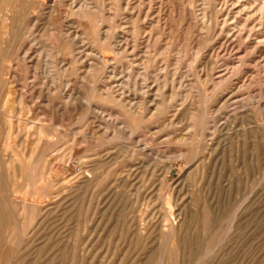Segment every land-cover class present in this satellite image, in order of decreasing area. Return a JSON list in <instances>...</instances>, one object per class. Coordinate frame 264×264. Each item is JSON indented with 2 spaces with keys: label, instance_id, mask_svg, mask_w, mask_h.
Returning <instances> with one entry per match:
<instances>
[{
  "label": "rangeland",
  "instance_id": "1",
  "mask_svg": "<svg viewBox=\"0 0 264 264\" xmlns=\"http://www.w3.org/2000/svg\"><path fill=\"white\" fill-rule=\"evenodd\" d=\"M141 1L114 0L116 16L103 8L89 27L74 0H0V264H264V0ZM76 26L90 55L71 63ZM101 29L124 33L127 52ZM94 50L113 65L186 71L165 90L148 81L158 100L173 93L178 114L123 138L114 96L141 90L123 76L111 80L118 91L84 78ZM190 127L196 134L179 140ZM23 199L36 211L18 215ZM164 227L180 230L177 245L164 247Z\"/></svg>",
  "mask_w": 264,
  "mask_h": 264
},
{
  "label": "bare ground",
  "instance_id": "2",
  "mask_svg": "<svg viewBox=\"0 0 264 264\" xmlns=\"http://www.w3.org/2000/svg\"><path fill=\"white\" fill-rule=\"evenodd\" d=\"M113 1L114 0H109V2L106 4L105 3V0H74V4H75V7L73 8L74 12L75 13H79L80 15H82L85 20H87V25L89 26V24L91 23H94V22H99V21H102L101 19H98V15L97 13H99L103 8H107V10L111 13V17L110 18H114L116 16V10L114 8V4H113ZM121 0H119V3H120ZM141 1V0H140ZM150 1V0H149ZM148 1V2H149ZM161 2V0H159ZM206 1V0H205ZM142 2V1H141ZM164 2V1H163ZM187 2L191 3L192 4V1L188 0ZM135 3V2H134ZM169 3V2H168ZM171 3V2H170ZM169 3V4H170ZM179 3V2H177ZM176 3V4H177ZM198 3V2H197ZM214 3V2H213ZM145 4V3H144ZM143 4V5H144ZM160 4V3H159ZM162 5L165 4V3H161ZM155 5V4H154ZM182 5V4H181ZM151 6V5H150ZM164 6V5H163ZM166 6V5H165ZM202 6V4H201ZM204 6V5H203ZM179 8H181L180 6H178ZM184 7V6H183ZM166 8V7H165ZM161 8L159 7L158 10H160ZM206 9V8H204ZM180 10V9H179ZM183 10V9H182ZM202 10V8H201ZM207 10V9H206ZM199 11V10H198ZM253 11V10H252ZM156 12H157V9H156ZM155 13V12H154ZM162 13H165L164 10ZM204 13V12H203ZM201 12V14H203ZM137 14V13H136ZM157 14V13H156ZM155 14V15H156ZM206 14V13H204ZM129 15V14H128ZM261 15V13H260ZM159 16V15H158ZM166 16V15H165ZM205 16V15H204ZM243 16V15H242ZM163 17V15H162ZM158 18V17H157ZM160 18V17H159ZM164 18V17H163ZM162 18V19H163ZM205 18V17H204ZM170 19V18H169ZM179 19V18H178ZM230 19V18H229ZM228 19V20H229ZM242 19V18H241ZM237 20V19H233V22H232V25L230 24V26L232 28H244L247 24L246 22L243 23L242 20ZM150 20V19H149ZM165 20V19H164ZM180 20V19H179ZM159 21V20H157ZM156 21V22H157ZM181 21V20H180ZM247 21V20H246ZM260 22V21H259ZM152 23V21H151ZM169 23V22H168ZM134 24V23H133ZM149 24V23H148ZM154 24V22L152 23ZM170 24V23H169ZM254 24V23H252ZM261 24V23H260ZM259 25V24H257ZM87 28L89 29V27H92V26H89ZM156 26V25H155ZM159 26V25H158ZM150 28L152 26H149ZM162 27V26H161ZM204 27V26H203ZM264 27V26H263ZM239 28V29H240ZM75 33H72V32H69V37L72 38L71 36H73V41L71 40V46H69L68 50H67V53L69 55H71L73 57V61H71V63L79 61V59L82 57V55L84 54L85 56H88L90 55L89 54V50L90 48H88L86 46V44H83V41L82 39L84 38V32H82L78 26L75 27ZM153 29V28H151ZM164 29V28H163ZM227 29V28H226ZM90 30V29H89ZM103 30L102 31V35L104 36V39L105 41H107V43L109 44V46H113L115 47V49H120V50H123L124 52H127V49L126 48H123V45L120 44V41H122L121 39L124 38V33H121L120 35H116V34H113L112 36H108L110 34V30L106 29H101ZM154 30H156L154 28ZM170 30V28L168 29V31ZM224 30V29H223ZM264 30V29H263ZM91 31V30H90ZM144 33L149 31V28L147 29V31L143 30ZM229 31V30H228ZM138 30H137V27L133 26V34L135 36H138ZM170 32V31H169ZM148 35H149V38L150 40L154 41L155 43H158L160 42V40H157V36H154L153 37V32L152 30H150L149 32H147ZM244 33V31H243ZM159 34V32H158ZM157 35V34H156ZM165 35V34H164ZM147 36V35H146ZM168 36H170V33L168 34ZM148 37V36H147ZM146 37V38H147ZM244 37H246L244 35ZM82 38V39H81ZM169 38V37H168ZM158 39H159V36H158ZM172 39V38H170ZM148 40V39H147ZM163 40H164V37H163ZM166 41V39H165ZM83 44V45H81ZM126 46V45H125ZM133 46V45H132ZM137 46V45H136ZM181 46V45H180ZM82 49V50H81ZM92 50V49H91ZM181 50V49H180ZM94 59L93 60H89L88 62L86 61H83L82 60V64H81V67H80V72L82 73L83 77L85 78H90V82H93L95 83L96 81L97 82H100L102 81V88L100 89L101 91H118L115 89V87L113 86V84L111 83V80L114 79L113 82H116L118 76H123L122 77V80L124 83H126L127 85L129 84V80L133 81V85L134 87L137 89H140L141 91H134V93H129V94H126V92H121L120 94L114 96L117 100L118 103H120V106L123 107V109H125V114H124V118H116L115 119V123L113 124V129L114 131L117 130L119 131L120 135H122V137L124 138L125 136L129 137V138H132L135 133H136V130L138 129L139 125L138 123L140 121H144V122H147V121H158V119H166V117H168V114L169 113H172L173 117L176 116L179 112V105L177 104V101L175 99V97L173 96V93L170 95V99H167L168 102L166 103V101L164 100H158V93L160 91L161 88L163 87H166V85L170 82L174 83L177 79H180V78H183L186 76V71L184 70H181L180 68H178L177 66L175 65H166L165 67H162V68H159V69H153L151 70L150 69V64H147L145 65V63H140L137 59H134V60H131V59H127V61L124 63H122L120 66L119 65H113V63H111V61L105 57L102 56V54L99 52V51H96L94 50ZM162 54V53H161ZM111 58V57H110ZM70 63V64H71ZM77 63V62H76ZM170 63V62H169ZM159 64V63H158ZM161 65V64H160ZM162 66V65H161ZM160 66V67H161ZM65 69V68H64ZM67 69H68V66H67ZM97 70V71H96ZM66 71V70H65ZM68 71V70H67ZM72 71V70H71ZM70 71V72H71ZM78 71V70H77ZM95 71L97 72L95 74ZM69 72V73H70ZM74 73V70L72 71ZM68 73V72H67ZM79 74V72H78ZM104 75V76H103ZM101 76V77H100ZM106 76V80L104 81L103 78H105ZM82 77V78H83ZM154 78L156 80L158 79H162V87L160 88L159 86H157V88L154 90V94H150L148 90V81L150 78ZM221 77H224V74L221 76ZM151 78V79H152ZM55 79V78H54ZM120 79V78H119ZM127 79V80H126ZM153 79V80H154ZM85 80V79H84ZM99 80V81H98ZM116 80V81H115ZM141 80V81H140ZM181 80H179L178 82V88H182V81L180 82ZM122 82V81H121ZM154 83V81H153ZM152 83V84H153ZM195 83V82H194ZM120 84V83H119ZM95 85V84H94ZM93 85V86H94ZM159 85V84H158ZM100 86V85H99ZM98 86V87H99ZM126 86V85H125ZM124 86V87H125ZM129 86V85H128ZM151 86V84H150ZM155 86V85H154ZM170 86V85H169ZM132 87V86H130ZM159 87V88H158ZM96 89V88H95ZM144 89H146V91H144ZM164 89V88H163ZM166 89V88H165ZM164 89V90H165ZM129 90V89H128ZM143 90V91H142ZM153 90V89H152ZM174 91V90H172ZM152 92V91H150ZM169 92V91H168ZM140 93V94H139ZM166 93V92H165ZM71 98V95L69 96ZM63 98V97H62ZM91 98V97H90ZM84 99V98H83ZM85 99L89 102H91L89 100V98H87L85 96ZM93 106V105H92ZM93 108V107H92ZM94 109L95 110H101V107L100 106H97V105H94ZM121 110V109H120ZM167 120V119H166ZM203 120V119H202ZM156 121V122H157ZM1 122V121H0ZM1 126V124H0ZM108 126V125H107ZM110 128L112 126H109ZM191 133L193 134L192 136H194L196 134V131L192 130L191 127L190 129H188L187 131L185 130L184 133H182L179 137V140H186L188 139L190 136H191ZM106 134V133H105ZM168 136V135H167ZM114 137V136H113ZM119 138V137H118ZM170 136L167 137V139H169ZM8 142V141H7ZM136 146V145H135ZM11 148V147H10ZM16 149V148H14ZM17 150V149H16ZM132 150V149H131ZM12 151V150H11ZM15 151V150H14ZM142 151V150H141ZM174 151V150H173ZM18 152V151H17ZM32 152V151H31ZM154 151L152 149L148 150V151H143V152H140L137 150H133L132 152V155L134 157H137L138 155H140L141 153L144 155V157H150V155L153 153ZM13 153V152H12ZM156 153V152H155ZM159 153V152H158ZM157 153V154H158ZM178 158H183L186 156L187 154V150L185 148L183 149H179V150H175L174 152ZM13 157H15L14 155H12ZM160 156V155H159ZM31 157V155H30ZM21 158V157H20ZM24 158V157H23ZM26 158V157H25ZM12 159V157H11ZM14 159V158H13ZM32 159V158H31ZM30 159V161H31ZM13 164V163H12ZM85 164V163H84ZM146 164V163H145ZM19 165V164H18ZM17 165V166H18ZM25 165V164H24ZM30 165V164H28ZM27 166V164H26ZM89 166V165H88ZM87 166V167H88ZM8 167V166H7ZM28 167V166H27ZM25 167V168H27ZM86 167V166H85ZM14 168V166L12 167ZM29 169V168H28ZM27 169V171H29ZM88 169V168H87ZM202 169L204 170V167H202ZM25 170V169H24ZM171 171V168L170 170L168 169L160 178V182L165 185V182H166V179L169 175ZM22 172V171H21ZM25 173V171H23ZM41 172V171H40ZM39 172V174H40ZM23 173V175H24ZM27 173V172H26ZM37 173V172H36ZM19 173H17L18 175ZM28 174V173H27ZM21 175V174H20ZM26 176V174H25ZM39 176V175H38ZM42 176H43V173H42ZM22 177V176H21ZM203 177V175H202ZM41 178V177H40ZM39 178V179H40ZM39 181V180H38ZM26 188V187H25ZM23 190V189H22ZM21 190V191H22ZM17 204V203H16ZM13 205V203H12ZM18 208H17V211H18V215H25V214H30L28 211L29 209H35L38 207L37 204L35 203H31L25 199L21 200L19 203H18ZM6 206V205H5ZM10 206V205H9ZM1 207V206H0ZM4 207V206H3ZM2 207V208H3ZM16 207V206H14ZM9 211H10V208H9ZM36 211V210H34ZM14 212V211H13ZM33 212V211H31ZM15 213V212H14ZM36 213V212H35ZM42 213V212H41ZM4 213L1 211V208H0V221L3 219L1 217H3ZM12 214V212H11ZM27 214V215H28ZM39 214V213H38ZM209 214V213H208ZM6 215V214H5ZM36 215V214H35ZM34 215V216H35ZM10 216V215H9ZM15 216V215H14ZM205 216V215H204ZM210 216V215H209ZM207 216V221H208V217ZM19 217V216H18ZM33 217V216H32ZM6 218V217H4ZM8 218V216H7ZM6 218V219H7ZM19 218H23V217H19ZM6 219H3V221L5 220V222L7 221ZM14 219V218H13ZM26 219V217L24 218ZM23 220V219H21ZM29 220V219H28ZM13 221V220H12ZM17 221L19 222L18 218H17ZM30 221V220H29ZM17 222V223H18ZM1 223V222H0ZM28 223V221H27ZM30 223V222H29ZM34 223V222H33ZM208 223V222H206ZM205 223V224H206ZM5 224V223H4ZM15 224V223H14ZM23 224V223H22ZM6 225H9V224H6ZM13 225V224H12ZM1 226V225H0ZM10 226V225H9ZM18 226V225H17ZM16 226V228H17ZM166 226V225H165ZM180 227L182 225H179ZM183 226H186V225H183ZM182 226V227H183ZM12 227V226H11ZM32 227V226H31ZM30 227V228H31ZM163 227V226H162ZM14 228V227H13ZM20 228V227H19ZM17 228V230L19 229ZM23 228V227H21ZM27 228V226H26ZM29 228V229H30ZM166 228V227H164ZM2 229V227H1ZM4 229V228H3ZM163 229V228H162ZM6 230V229H5ZM8 230V229H7ZM6 230V231H7ZM16 230V231H17ZM21 230V229H20ZM170 229H168L169 231ZM178 230V229H177ZM177 230H174L172 232H167V228H166V231L162 230V239H164L165 241V244H164V247H172L174 245H177L179 243V240H180V236L178 238V231ZM1 231V230H0ZM12 231V229H11ZM10 231V232H11ZM15 231V232H16ZM161 231V230H160ZM3 232V235H4V230H2ZM18 232V231H17ZM182 232V231H181ZM180 232V233H181ZM6 233V232H5ZM22 233V232H20ZM26 233H27V230H26ZM1 234V233H0ZM7 234V233H6ZM5 236V235H4ZM3 237V236H2ZM6 237V236H5ZM21 235L19 236V239H20ZM23 237H25L23 235ZM4 238V237H3ZM14 238V236H13ZM0 239H1V236H0ZM8 239V238H7ZM6 239V240H7ZM22 239V238H21ZM15 240V239H14ZM5 241V240H3ZM17 241V239H16ZM5 243V242H4ZM5 245V244H4ZM9 245L8 244V248H9ZM179 246V245H178ZM2 248V247H0ZM4 248V247H3ZM2 248V249H3ZM6 248V247H5ZM4 248V249H5ZM11 248V247H10ZM15 248V246H14ZM181 249V248H180ZM178 250V249H177ZM8 251V250H7ZM14 251V249H13ZM180 251V250H179ZM6 252V251H5ZM11 252V251H10ZM13 253V252H11ZM5 257H3L4 259ZM162 262V261H161ZM169 262V261H168ZM7 263V262H6ZM4 263V264H6Z\"/></svg>",
  "mask_w": 264,
  "mask_h": 264
}]
</instances>
